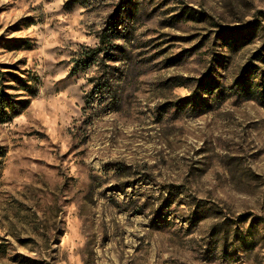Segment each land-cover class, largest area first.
I'll return each mask as SVG.
<instances>
[{
	"label": "rangeland",
	"instance_id": "obj_1",
	"mask_svg": "<svg viewBox=\"0 0 264 264\" xmlns=\"http://www.w3.org/2000/svg\"><path fill=\"white\" fill-rule=\"evenodd\" d=\"M0 67V264H264V0H0Z\"/></svg>",
	"mask_w": 264,
	"mask_h": 264
},
{
	"label": "trees",
	"instance_id": "obj_2",
	"mask_svg": "<svg viewBox=\"0 0 264 264\" xmlns=\"http://www.w3.org/2000/svg\"><path fill=\"white\" fill-rule=\"evenodd\" d=\"M89 51V50H86ZM83 52L82 59L83 60H90L92 52ZM4 71H2L0 67V75L3 74ZM7 72V71H6ZM11 74V73H7ZM23 108L22 101L20 99H16L15 96L12 94L7 93L4 90V87L0 85V120H10L14 116L20 114L21 110Z\"/></svg>",
	"mask_w": 264,
	"mask_h": 264
}]
</instances>
